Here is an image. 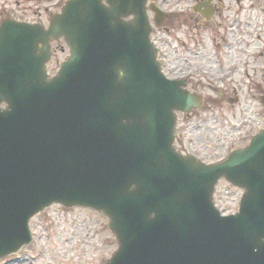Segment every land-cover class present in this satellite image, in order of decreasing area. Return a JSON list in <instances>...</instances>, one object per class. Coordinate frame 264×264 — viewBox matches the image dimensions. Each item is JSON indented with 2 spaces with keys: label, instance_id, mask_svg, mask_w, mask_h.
I'll return each mask as SVG.
<instances>
[{
  "label": "water",
  "instance_id": "obj_1",
  "mask_svg": "<svg viewBox=\"0 0 264 264\" xmlns=\"http://www.w3.org/2000/svg\"><path fill=\"white\" fill-rule=\"evenodd\" d=\"M146 1L69 0L47 29L0 25V258L55 202L108 216L106 264H264V130L217 164L176 152L174 110L201 99L160 72ZM61 36L70 56L48 78ZM222 177L245 190L236 214L214 206Z\"/></svg>",
  "mask_w": 264,
  "mask_h": 264
},
{
  "label": "rangeland",
  "instance_id": "obj_2",
  "mask_svg": "<svg viewBox=\"0 0 264 264\" xmlns=\"http://www.w3.org/2000/svg\"><path fill=\"white\" fill-rule=\"evenodd\" d=\"M66 1L0 0V23L3 19L14 18L39 21L47 26L50 17ZM153 1L166 11L180 10L191 15L198 0ZM219 2L226 10L222 20L214 18L201 25L192 21L193 28L186 24L181 27L187 15L184 14L175 22L176 28L172 22L164 23L154 26L151 35L161 50L160 60L164 55L168 66L178 67L181 72L187 62L192 66L194 76L187 78V88L202 95L204 101L198 109L187 114L177 112L174 145L182 154H193L205 162L221 160L233 149L247 145L264 129V0ZM229 14L241 16L240 31L233 30V36L223 33L222 28ZM150 20L153 21L152 13ZM226 36H229V45L223 50L220 45ZM183 43L186 45L182 46ZM188 45L198 51L196 55L189 56ZM213 46L220 47V66L234 73L229 79L216 77L220 68L215 65ZM52 49L53 56L47 66L50 75L57 72L60 63L69 55L63 39L53 41ZM224 89L229 93L222 98L217 93ZM230 97L238 99L231 102ZM194 116L192 123L190 120ZM242 193V189L220 179L213 200L223 213H233L238 210ZM30 228L32 242L1 259L0 264H105L118 246L107 217L92 209L53 204L31 219Z\"/></svg>",
  "mask_w": 264,
  "mask_h": 264
},
{
  "label": "flooded vegetation",
  "instance_id": "obj_3",
  "mask_svg": "<svg viewBox=\"0 0 264 264\" xmlns=\"http://www.w3.org/2000/svg\"><path fill=\"white\" fill-rule=\"evenodd\" d=\"M44 11H48V8H44ZM192 13L191 15H188V13H182L181 11H176L175 13H168V15H166L165 17V20L163 22L164 23H169V22H172L173 23V26L176 28V25H175V22H177L181 16H183L184 14H187L185 17H184V20H182L181 22V27L182 25L186 24L187 27H192V21L196 24L199 23L200 25L203 24V23H206V22H212L214 21L213 19H217V18H220L222 20L223 16H224V13L226 12V10L223 9V6L222 4L220 3H214V13L212 14H209L208 18L205 17L204 13H201V12H196L194 10H191ZM187 16H189V18H186ZM228 19L225 21V26H222L223 28V33L226 32L227 34H231V36H233V30L239 32L240 31V15L239 14H236V15H233V14H229L228 16ZM188 21V22H187ZM189 30H192L190 28H188V31ZM227 30V31H226ZM187 31V32H188ZM186 32V33H187ZM228 39H229V36H226L224 39L222 38V42L223 44L221 45L222 49L225 50L228 46ZM186 44L183 43L182 46H185ZM191 45H188L187 47V50H188V53H189V56H192L193 54L196 55V52H198L197 50L195 49H192V47H190ZM218 55H219V51H217L216 49H213V56L215 57V65H217L219 68H220V72L216 75V77H218V80H221L223 78H227L229 79V77L234 74L232 70H228L227 68H224L223 66H220V60L218 58ZM162 67L165 69V72L170 74V76L172 77H175V78H181V77H187L188 79H190L191 76H194L193 74L194 73H190L191 72L190 70V62H187L186 63V66H185V70L184 72H181L179 70L178 67H170L168 66V62L165 61L164 57H162ZM167 69V71H166ZM184 73V74H183ZM212 74V71L210 72ZM188 74V76L186 75ZM186 79V80H188ZM229 93L226 89L222 90L221 92H218L217 95L220 96V97H225L226 94ZM238 98H234L232 99V97H230V101L233 102V101H236Z\"/></svg>",
  "mask_w": 264,
  "mask_h": 264
},
{
  "label": "bare ground",
  "instance_id": "obj_4",
  "mask_svg": "<svg viewBox=\"0 0 264 264\" xmlns=\"http://www.w3.org/2000/svg\"><path fill=\"white\" fill-rule=\"evenodd\" d=\"M205 8V6H203Z\"/></svg>",
  "mask_w": 264,
  "mask_h": 264
}]
</instances>
